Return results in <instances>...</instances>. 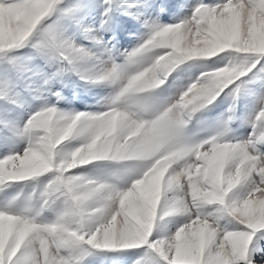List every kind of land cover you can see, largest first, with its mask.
<instances>
[{"label": "snow or ice", "instance_id": "snow-or-ice-1", "mask_svg": "<svg viewBox=\"0 0 264 264\" xmlns=\"http://www.w3.org/2000/svg\"><path fill=\"white\" fill-rule=\"evenodd\" d=\"M58 3L0 0V51L24 46L39 30L40 38L32 45L37 52L49 61L67 62L53 77L72 71L85 80H119L121 71L115 64L103 72L82 70L77 61L88 53L58 37L50 27L41 29ZM104 3L106 19L101 27L107 26L113 9V0ZM153 48L163 51L153 63L127 78L107 111L69 115L56 106H46L24 125L28 143L23 152L0 158V185L48 174L50 179L41 192L42 206L63 198L62 208L49 223H38L27 214L29 208L16 213L7 206L0 210V264H21L27 259L22 250L29 246L42 256L33 264H82L91 248L138 245L153 249L164 264H256L250 246L256 233L264 231V154L255 155L251 149L264 143V124L257 135L236 143L212 137L187 144L178 136L186 116L212 103L225 90L231 89L237 96L242 78L264 64V0H201L180 23L154 25L148 39L131 55ZM226 50L234 52L239 62L202 73L174 105L154 119L144 120L132 111L130 105L137 102V94L164 84L179 64ZM257 120L264 121V108ZM75 138L83 142L70 152L61 150L65 141ZM138 143L135 151L127 150V145ZM97 160L147 164L125 189L73 171L65 174ZM9 164L11 170H6ZM253 173L259 179L247 193L240 198L232 196ZM173 189L183 191L184 196L174 198L163 210L164 216L179 208L197 211L174 234L153 238L162 195ZM203 205H212L213 210L202 213ZM226 215L242 227L222 228L219 221Z\"/></svg>", "mask_w": 264, "mask_h": 264}, {"label": "rangeland", "instance_id": "rangeland-1", "mask_svg": "<svg viewBox=\"0 0 264 264\" xmlns=\"http://www.w3.org/2000/svg\"><path fill=\"white\" fill-rule=\"evenodd\" d=\"M201 0H113V9L107 17L104 0H59L50 15L42 22L41 29L50 27L61 39L88 53L87 58L77 61L82 70L89 73L103 72L115 64L121 71L119 80H85L80 74L65 71L53 77L52 73L67 66L66 61H49L32 45L39 40V30L20 48L0 51V158L27 147L28 136L23 134L24 125L32 114L46 106H56L64 114L77 112L95 114L107 111L127 78L153 63L162 49L153 48L144 53L131 54L148 39L154 25H173L189 18ZM216 3L218 0H203ZM7 27V26H6ZM239 57L226 50L211 58L194 57L176 66L164 84L137 94V102L130 105L132 111L144 120L154 119L174 105L180 94L202 73L238 63ZM47 81V82H46ZM237 96L231 89L225 90L212 103L199 107L179 129L181 142L197 144L216 137L218 142H243L257 135L261 124L257 116L264 108V64H258L242 78ZM60 93L57 97L55 93ZM14 101V102H13ZM231 117V119H229ZM227 129V130H226ZM226 130V131H225ZM223 133V135H220ZM43 134V133H41ZM81 138L65 141L60 147L70 152L82 143ZM253 154H264V143H257ZM173 165L174 168L180 166ZM147 161L97 160L66 175H83L88 179L107 182L125 189L139 178ZM11 170V165H6ZM50 179L45 174L24 181L7 182L0 185V210L6 206L13 212L29 208L27 213L38 223L52 222L62 208V199L42 206L41 192ZM254 173L246 177L231 194L243 197L258 180ZM184 192L169 190L162 195L160 212L154 224L153 238L170 236L188 222L197 209L179 208L164 216L163 210L174 198L183 197ZM190 202V198H189ZM212 205H203L199 211L207 213ZM39 213V215H37ZM222 228L232 230L238 225L230 216L219 221ZM251 257L256 264H264V231H258L250 246ZM27 259L21 264H33L42 256L26 250ZM82 264H164L159 255L146 245L129 248H91L83 257Z\"/></svg>", "mask_w": 264, "mask_h": 264}, {"label": "clouds", "instance_id": "clouds-1", "mask_svg": "<svg viewBox=\"0 0 264 264\" xmlns=\"http://www.w3.org/2000/svg\"><path fill=\"white\" fill-rule=\"evenodd\" d=\"M139 143H142V142H139ZM139 143L137 145H132V144H129L127 145V150H130V151H135L136 148L139 146ZM159 147H163V144H161ZM159 147L156 148V151H159ZM163 159L161 160V163H163ZM225 195H227V192H225Z\"/></svg>", "mask_w": 264, "mask_h": 264}, {"label": "bare ground", "instance_id": "bare-ground-1", "mask_svg": "<svg viewBox=\"0 0 264 264\" xmlns=\"http://www.w3.org/2000/svg\"><path fill=\"white\" fill-rule=\"evenodd\" d=\"M260 264V263H259ZM262 264V263H261Z\"/></svg>", "mask_w": 264, "mask_h": 264}]
</instances>
